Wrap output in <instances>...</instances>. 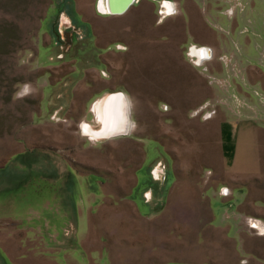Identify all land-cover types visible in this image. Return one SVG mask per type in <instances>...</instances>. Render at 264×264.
<instances>
[{
	"label": "rangeland",
	"instance_id": "rangeland-1",
	"mask_svg": "<svg viewBox=\"0 0 264 264\" xmlns=\"http://www.w3.org/2000/svg\"><path fill=\"white\" fill-rule=\"evenodd\" d=\"M178 3L157 26L153 0H0V264H264V0ZM66 16L91 29L68 52ZM192 38L214 49L199 69ZM121 89L140 130L87 145L89 101Z\"/></svg>",
	"mask_w": 264,
	"mask_h": 264
},
{
	"label": "clouds",
	"instance_id": "clouds-1",
	"mask_svg": "<svg viewBox=\"0 0 264 264\" xmlns=\"http://www.w3.org/2000/svg\"><path fill=\"white\" fill-rule=\"evenodd\" d=\"M156 4L157 26L162 25L165 20L175 18L181 13L178 0H153ZM110 0H96V12L100 16L114 15L110 8ZM122 14V13H121ZM116 48L127 51L123 44H117ZM186 61L194 68H202L211 62L214 57V49L207 44H200L190 39L184 53ZM17 91L13 94V99H24L32 95L33 86L31 82L18 83L15 85ZM138 99L127 90L104 91L93 97L86 109L84 116L76 124V134L91 147H101L104 143L120 141L131 138L140 130L137 120ZM165 111L169 105L162 104ZM197 110H192L190 116L195 117ZM213 113H206L203 119H211ZM220 192L227 196L230 193L228 187H222ZM249 229L255 230V235L264 237V220L248 216L246 217ZM244 264V262H242Z\"/></svg>",
	"mask_w": 264,
	"mask_h": 264
},
{
	"label": "flooded vegetation",
	"instance_id": "flooded-vegetation-1",
	"mask_svg": "<svg viewBox=\"0 0 264 264\" xmlns=\"http://www.w3.org/2000/svg\"><path fill=\"white\" fill-rule=\"evenodd\" d=\"M139 2L140 0H127L126 2L127 5L125 7H122L123 10L122 14L126 13L132 5L137 4ZM95 11H96V4H95ZM119 14L122 15L121 13H114V15H119ZM60 23L61 25L58 26L57 35L60 41L65 45L66 52L71 50L75 39H82L83 35H85L83 29L85 27V23H86V28L89 29L90 27L89 26L90 24L88 22H85L83 27H81V25L79 24L78 25L76 24L77 25L76 26L68 17L64 18L63 20H60ZM88 29H87V34L90 36L92 33L90 34L89 30L91 29L89 30Z\"/></svg>",
	"mask_w": 264,
	"mask_h": 264
},
{
	"label": "bare ground",
	"instance_id": "bare-ground-1",
	"mask_svg": "<svg viewBox=\"0 0 264 264\" xmlns=\"http://www.w3.org/2000/svg\"><path fill=\"white\" fill-rule=\"evenodd\" d=\"M127 0H110V8L115 10L126 4ZM114 13V12H113ZM120 15V14H119Z\"/></svg>",
	"mask_w": 264,
	"mask_h": 264
},
{
	"label": "water",
	"instance_id": "water-1",
	"mask_svg": "<svg viewBox=\"0 0 264 264\" xmlns=\"http://www.w3.org/2000/svg\"><path fill=\"white\" fill-rule=\"evenodd\" d=\"M127 4H124L123 6H121L120 8H117L115 10H112L114 13H122L123 10H122V7H125Z\"/></svg>",
	"mask_w": 264,
	"mask_h": 264
}]
</instances>
